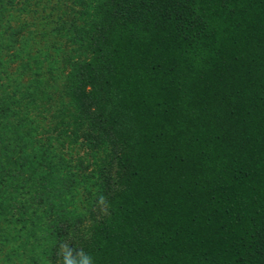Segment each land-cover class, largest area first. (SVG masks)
<instances>
[{
    "label": "trees",
    "instance_id": "1",
    "mask_svg": "<svg viewBox=\"0 0 264 264\" xmlns=\"http://www.w3.org/2000/svg\"><path fill=\"white\" fill-rule=\"evenodd\" d=\"M96 2L87 22L81 0L16 10L12 72L34 101L19 83L7 101L45 118L49 257L68 243L94 264H264V0Z\"/></svg>",
    "mask_w": 264,
    "mask_h": 264
},
{
    "label": "rangeland",
    "instance_id": "2",
    "mask_svg": "<svg viewBox=\"0 0 264 264\" xmlns=\"http://www.w3.org/2000/svg\"><path fill=\"white\" fill-rule=\"evenodd\" d=\"M10 1V7L0 8V60H12L10 66H4L6 62L0 61V264H55L59 260L53 262L49 257L52 242L51 228L48 227L49 221L45 213L59 212L56 207L51 206L50 201H45L39 196L45 191L43 187L46 179L42 127L45 118L38 115L34 118L31 109L28 108V103L33 104L31 100L34 101L28 85L22 86L19 82L22 80L12 72L17 61H23L16 46L28 36L29 26L26 29L17 27L16 10L18 7L22 9L24 4L21 3L22 0ZM81 1L82 4L77 8L83 12L81 13L83 16L75 13L79 22L92 20L93 18L87 13H95L98 2ZM72 9L76 12V7ZM24 10L27 13V7H24ZM83 42L80 53L76 54V51L72 50L70 62L61 76L63 79L57 80L56 86L68 84L70 77L68 72H73L77 63H81L88 56L84 49L85 41ZM24 47V50L28 51L29 46L26 42ZM70 47L72 49L73 46ZM66 48L68 50L69 46ZM18 83L21 87L20 92L28 93V103L19 111L15 103L10 105L11 99L7 101L9 94ZM56 91L57 87L50 92L53 99H56L53 100V108L56 109L60 105L61 111L64 106L67 113L72 114L73 109L76 110L75 104L71 105L73 103L67 97L59 102ZM56 103L58 105H55ZM83 190L85 193L88 187L85 185L84 189L80 188L78 195L82 194ZM76 204L78 208L70 203L66 210L69 209L70 213H74L77 209L84 212L88 208V204L79 200H76ZM86 218H89L88 215Z\"/></svg>",
    "mask_w": 264,
    "mask_h": 264
},
{
    "label": "clouds",
    "instance_id": "3",
    "mask_svg": "<svg viewBox=\"0 0 264 264\" xmlns=\"http://www.w3.org/2000/svg\"><path fill=\"white\" fill-rule=\"evenodd\" d=\"M98 203L101 206L107 207V200L104 196H100ZM59 255L62 258V264H94L93 257L84 252L83 249H76L68 243L60 245Z\"/></svg>",
    "mask_w": 264,
    "mask_h": 264
}]
</instances>
